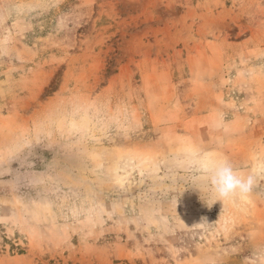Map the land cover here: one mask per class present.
Instances as JSON below:
<instances>
[{
  "label": "rangeland",
  "instance_id": "374dc122",
  "mask_svg": "<svg viewBox=\"0 0 264 264\" xmlns=\"http://www.w3.org/2000/svg\"><path fill=\"white\" fill-rule=\"evenodd\" d=\"M0 264H264V0H0Z\"/></svg>",
  "mask_w": 264,
  "mask_h": 264
},
{
  "label": "clouds",
  "instance_id": "9594fccd",
  "mask_svg": "<svg viewBox=\"0 0 264 264\" xmlns=\"http://www.w3.org/2000/svg\"><path fill=\"white\" fill-rule=\"evenodd\" d=\"M199 162V172L214 189L219 200L238 196L247 201L255 184L252 174L245 175L237 170L231 161L224 155L218 154L214 158L193 153Z\"/></svg>",
  "mask_w": 264,
  "mask_h": 264
}]
</instances>
